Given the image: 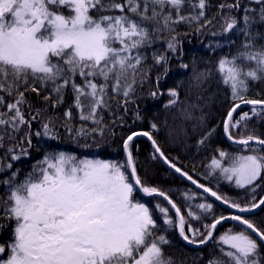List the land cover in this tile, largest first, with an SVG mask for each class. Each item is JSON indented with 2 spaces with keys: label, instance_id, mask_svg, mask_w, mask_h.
Returning a JSON list of instances; mask_svg holds the SVG:
<instances>
[{
  "label": "snow or ice",
  "instance_id": "6c2138e0",
  "mask_svg": "<svg viewBox=\"0 0 264 264\" xmlns=\"http://www.w3.org/2000/svg\"><path fill=\"white\" fill-rule=\"evenodd\" d=\"M185 3L186 0H0V105L5 104V95L15 97L7 103V111L0 112L3 129L0 147L5 135L12 139V133L21 126L31 128L22 107L27 103L25 93L29 90L39 96L42 89L50 86L56 106L64 102L70 87L80 119L98 126L103 124L100 110L109 108V100L122 96L126 110L138 79L143 83L147 78L148 70L142 67L147 59L145 50L170 34L165 41L167 52L175 53L180 35L178 25L195 22L199 32L211 23L210 20L199 23L205 16L206 0L193 5L199 7L198 15H183ZM249 4L260 5L259 20L264 22V0H249ZM219 7L239 11L241 4L236 0ZM252 11L247 6L243 9V26L239 28L245 37L243 51L222 58L217 67L223 84L230 89L232 101L223 120L224 133L229 140L243 145L249 154L231 156L227 166L217 158L211 161L212 169L219 170L224 179L234 181L238 188L250 189L251 200L248 203L230 200L198 184L165 155L149 131L127 135L123 140L126 157L123 162L80 159L63 151L45 153L23 180L18 178L19 169L0 178V188L4 190V196L0 197V219L14 222L11 239L0 243V264H174L163 252L170 241L165 235L156 234L159 226L153 210L135 199L137 191L148 197H163L171 205L175 220L162 204L157 203L156 209L162 214L163 223L174 227L187 244L201 246L216 241L220 255L213 256L208 264H264L261 256L264 228L243 215L264 208V197L256 195V189L264 181V138L254 133L239 138L232 135V130L242 124L246 128L252 116L264 114V99L247 97L252 83L264 81V46H255L259 33L250 31L255 23ZM237 26L236 17L226 18L222 29L226 39V34ZM152 59L156 65H166L169 57L153 52ZM77 78L81 83H77ZM201 78L206 80L207 74L196 77ZM168 95L171 99L165 107L179 103L176 89H169ZM43 99L47 102L51 95ZM242 104L252 106L251 113L243 112L237 120L234 113ZM40 115L41 110H37L32 119ZM71 116L69 108L65 117L70 120ZM187 118H191L190 114ZM65 126L70 133L73 131ZM150 127L157 129L155 123ZM42 129L44 136L57 138L51 121L43 123ZM104 130V127L92 129L100 135ZM76 135L87 137L89 132L81 127ZM140 136L151 141L154 160H163L169 168L235 212L213 216L212 223L203 229L192 227L167 193L145 184L138 175L130 142ZM25 139L30 148V133L25 134ZM28 154L27 148H20L18 154L13 147L7 149L12 160ZM227 156L220 152L221 158ZM12 167L11 163L0 165V173ZM195 207L206 214L213 211L212 203H199ZM187 215L200 219L191 209ZM228 219L238 222L241 230L235 232L230 228L215 237L217 226ZM4 227L0 225V229Z\"/></svg>",
  "mask_w": 264,
  "mask_h": 264
},
{
  "label": "trees",
  "instance_id": "16d2710c",
  "mask_svg": "<svg viewBox=\"0 0 264 264\" xmlns=\"http://www.w3.org/2000/svg\"><path fill=\"white\" fill-rule=\"evenodd\" d=\"M235 2L236 0H206L205 16L199 23L203 24L205 20H210L211 23L199 32L196 31L198 25L195 22L192 25L184 23L178 25L177 32L180 35L175 53L167 52L165 41L170 34H165L151 48L145 50L147 59L142 67L148 70L147 78L143 83L138 79L135 93L131 101L127 103L126 110L122 96L108 101L109 108L100 110V116L103 118L102 125L98 126L91 121L80 119V111L74 106V96L70 87L65 92L64 102L56 106H53L56 97L51 94L50 86L42 89L39 96L30 90L27 91L25 93L27 103L22 107L25 118L31 121V128L29 129L27 125L21 126L18 132L12 133L14 137L12 139H9L7 135L4 136L3 147H0V165L11 163L13 167L5 173H0V178L19 169L18 178L23 180L32 171L33 165L42 160L45 153L51 152L63 151L74 154L80 159L123 162L126 159L123 140L127 135L132 132L149 131L165 155L173 159L177 166L191 175L198 184L209 187L230 200L248 203L251 200L250 189L236 187L234 181L224 179L219 170H213L211 167L213 158L220 159L221 163L227 166L231 156L249 154L244 146L233 145L225 138L223 120L232 106V101L230 89L223 84L217 67L218 61L222 58H231L243 51L245 37L240 33L239 28L243 26L244 7L253 9L250 15L255 18V23L251 25L250 31L254 34L259 33L255 39L257 48L264 46V22L259 20L260 5L249 4V0H240L239 11L235 9L230 11L227 8L221 10L219 7L221 4ZM198 4L199 0H186L182 14L198 15L199 7L193 8V5ZM229 16L237 18L238 26L234 31L226 34V39L222 29ZM153 52L166 53L169 57L167 64L156 65L152 59ZM182 65H187V68ZM165 67L167 73H165ZM200 73H206L207 79L197 80L196 77ZM77 83H81L79 78ZM173 88L179 93V103L174 107H165L171 99L168 91ZM153 92L156 93L155 96L151 95ZM49 95L51 99L46 102L43 97ZM247 97L264 99V81L252 83ZM14 99V96L5 95L6 102L0 105V112H6L7 103ZM251 107H240L234 113L235 119L238 120L243 112L251 113ZM69 108L72 112L70 120L65 117V112ZM37 110H41V115L33 120L32 117L36 115ZM189 114L191 118H187ZM49 121L57 136L56 139L43 135L42 124ZM153 123L157 125L156 130L150 127ZM66 124L73 129L71 133L66 129ZM246 125V128L242 124L238 129H233L232 135L239 138L254 133L264 138V114L252 116ZM81 127L89 132L87 137L76 135V130ZM99 127H104L103 135H100L98 131H92ZM38 131L41 132L40 136L36 135ZM0 132H3L2 128ZM26 133H30V148L26 143ZM209 133H211L210 136ZM21 140L25 142L20 143ZM202 140L203 143H201ZM130 143L141 180L167 193L192 227L203 229L206 224L212 223L213 216L219 217L221 214L227 216L235 212L210 195L196 189L184 176L176 173L161 160H154L153 149L147 137H134ZM17 145L19 147H16ZM252 145L255 147V144ZM10 147L15 148L17 154L20 148H27L29 154L21 156L19 160H12L11 156L7 155V149ZM221 151L228 156L221 158ZM210 172L211 175H209ZM134 195L137 201L145 203L153 210L154 218L159 226L156 234L165 235L170 241V244L163 247L164 255L166 258L171 257L174 264H208L213 256L220 255L215 240L203 246L187 244L180 238L174 227L165 225L162 214L156 209L157 203L169 209V215L173 220L176 216L163 199L158 196H140L138 192ZM256 195L264 197V181L256 189ZM3 196L4 190L0 188V197ZM204 202L213 204L211 213H203L195 207ZM189 209L200 219L189 217L187 215ZM243 215L255 221L258 227L264 228V208ZM0 225H6L0 229V243H7L11 239L14 222L0 219ZM230 228L235 232L241 230L238 222L230 219L217 226L214 236L219 237ZM261 256L264 257V245L261 246ZM3 258H6V255Z\"/></svg>",
  "mask_w": 264,
  "mask_h": 264
},
{
  "label": "water",
  "instance_id": "95a60500",
  "mask_svg": "<svg viewBox=\"0 0 264 264\" xmlns=\"http://www.w3.org/2000/svg\"><path fill=\"white\" fill-rule=\"evenodd\" d=\"M243 106H250V105H241V107H243ZM225 137H226V139L231 143V144H234V145H239V144H236V143H234L233 141H231V140H229L228 138H227V136L225 135ZM251 144H254V142H250ZM150 144H151V141H150ZM151 146H152V144H151ZM162 162H163V160H161ZM164 163V162H163ZM139 192V191H138ZM140 193V192H139ZM140 194H142V193H140ZM159 197V196H158ZM162 199H163V197H161ZM164 200V199H163ZM165 201V200H164ZM166 203H167V201H165ZM169 205V204H168ZM170 206V208H171V205H169ZM172 209V208H171ZM173 210V212L175 213V210L174 209H172ZM175 215H176V213H175ZM226 221H229V220H225V221H223L222 223H224V222H226ZM221 223V224H222ZM211 241H209L208 243H210ZM207 243V244H208Z\"/></svg>",
  "mask_w": 264,
  "mask_h": 264
}]
</instances>
